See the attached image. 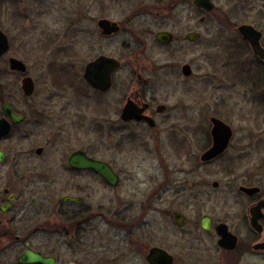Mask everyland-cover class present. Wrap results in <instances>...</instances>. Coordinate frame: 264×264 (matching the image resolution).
<instances>
[{"label": "flooded vegetation", "instance_id": "flooded-vegetation-1", "mask_svg": "<svg viewBox=\"0 0 264 264\" xmlns=\"http://www.w3.org/2000/svg\"><path fill=\"white\" fill-rule=\"evenodd\" d=\"M196 1L108 0L91 3L92 8L80 9L76 17L66 8L69 42L61 51L62 61L37 68L15 48L17 37L5 22L11 0H0V41L4 36L8 41V49L0 50V264H22L28 250L57 264H80V258L88 259L85 248L98 249L86 244L85 235L103 223L112 224V264H264V156L258 158L264 153V131L237 134L227 114H207L205 123L201 116L198 130L191 121L181 126L187 137L175 138L182 165L170 197L164 179L123 193L118 157H100L99 145L84 144L83 98L95 103L91 128L100 132L101 125H108L114 150L132 136L133 127L160 133L168 107L148 97L147 41L152 38L160 48L200 41L197 12L204 23L216 5L211 0L215 7L208 12ZM14 14L11 22L18 25L22 17L17 10ZM167 24L183 27L181 35ZM242 25L262 33L264 48L263 32L241 24L227 43L224 67L231 69L233 84L249 80L264 106V59L240 33ZM162 32L171 35L170 41L157 38ZM193 33L200 38L191 40ZM121 34L126 62L112 55L113 41ZM101 58L111 61L88 72ZM112 58L120 63L113 70ZM234 73L246 79L236 82ZM41 79L62 90L51 87L41 93ZM214 120L230 131L216 137ZM214 149L218 152L209 155ZM77 154L107 164L118 176L116 183L86 168ZM212 169L223 181L203 178ZM100 186L112 197L101 199Z\"/></svg>", "mask_w": 264, "mask_h": 264}, {"label": "rangeland", "instance_id": "rangeland-1", "mask_svg": "<svg viewBox=\"0 0 264 264\" xmlns=\"http://www.w3.org/2000/svg\"><path fill=\"white\" fill-rule=\"evenodd\" d=\"M102 1L108 0H11L6 8L5 22L17 37L15 48L27 59L32 60L30 64L37 68L53 62L60 64L61 51L69 42L65 32L66 8L76 17L80 9L88 11L87 9L92 8L91 3ZM212 1L216 9L206 22L200 23L202 14L197 12L195 30L201 34V40L194 45L188 46L178 42L173 47L160 48L152 38L147 41L144 63L148 69L144 76L148 81V97L158 98L159 102L168 107V112L163 116L164 122L160 133L155 134L143 127H133L132 136L123 139V146L114 150L113 135L108 125H101L100 132L91 128L95 103L94 100L83 98L86 116L84 144L99 145L100 157L109 159L111 154L112 160L115 156L118 157L122 164L120 169L122 177L125 179L122 183L123 193L125 188L135 189L139 188V185L144 188L145 186H141L144 183L164 179V182L170 185L166 197L174 194L176 189L173 180L179 177L177 170L182 165L175 152V138L181 136L180 138L186 139L187 132L181 126H186L190 121L198 130L201 116L227 114L230 124L240 135L257 136L264 131V106L259 104L257 93L252 90L251 83L245 80L246 77L234 73L236 82L245 81L233 84L231 69L224 67L227 43L237 34V26L252 24L264 34V0ZM14 9L22 17L18 25L11 22L12 18H17ZM115 13L116 18L120 17L119 7ZM170 25L167 24L165 27H174ZM182 28L181 26L175 28L179 36ZM113 43L115 48L112 49V55L126 62L127 59L124 57L126 50L122 47L125 37L122 34L118 35ZM73 61H76V56L73 57ZM185 64L192 67L190 77H185L182 73ZM51 87L54 86L44 84V80L41 79L39 86L41 93ZM61 90V87H54L52 91ZM118 91L119 89L116 90ZM112 103L117 104L114 95ZM203 121L205 123V117ZM125 134L118 136L124 137ZM195 139L197 142V137ZM263 156L264 153L258 154V158ZM184 168H188L187 162ZM203 178L223 181L222 175L214 169L205 173ZM99 189L101 199L112 197V192L102 186ZM85 241L86 244L95 245L98 249L95 251L94 248H85L84 253L88 259L80 258V264H112V224L103 223L97 232L87 233Z\"/></svg>", "mask_w": 264, "mask_h": 264}, {"label": "water", "instance_id": "water-1", "mask_svg": "<svg viewBox=\"0 0 264 264\" xmlns=\"http://www.w3.org/2000/svg\"><path fill=\"white\" fill-rule=\"evenodd\" d=\"M196 3H197L198 7L203 8L204 10H206L208 12L212 11L215 7L214 3H212L211 0H197ZM239 31L246 40L250 41V43L252 44V48L255 51V53L264 59V48H262L260 45L262 33L259 30L255 29L251 25H242L239 28ZM157 38L161 41L168 42V41H170L171 35L169 33L162 32V33H159L157 35ZM199 38H200V34H198V33H193L192 35H190V39L193 41L197 40ZM7 49H8V41H7L6 36H4L2 38V41H0V50L5 51ZM110 61L111 60L101 58L97 62L91 64L88 72L91 71V73H93V71H95L97 66H99V65L106 66L107 64H105V63H110ZM14 62L17 65L21 64L18 61H14ZM118 66H120V63L116 59L112 58V70ZM183 73L186 76L190 75L192 73L191 67L189 65L183 66ZM26 92H29V91H26ZM224 130L230 131V128L228 126H226L223 122L218 121V120H214V134H215V136L220 137V133ZM9 131H10V128L8 127L5 129L3 134L7 135L9 133ZM223 145L225 146L226 144H223ZM215 146L216 147L221 146V143H216ZM217 152H218V149H214L213 151H211L209 153V155L213 156ZM77 156L80 157L79 161L83 162V164L86 168L94 169L95 171L100 173L104 178H106L109 182H112L113 185L116 183L118 176L114 173L113 170L110 169V167L107 164L99 162V161H94L91 159L83 158L82 157L83 154H77L76 157ZM72 162H75V160H72ZM21 263L22 264H28V263L57 264V262L54 258L45 257L40 253H35L33 251H30V250H28L22 256Z\"/></svg>", "mask_w": 264, "mask_h": 264}]
</instances>
